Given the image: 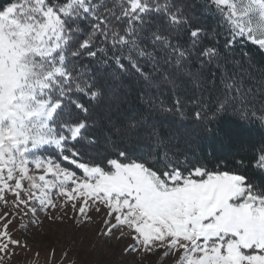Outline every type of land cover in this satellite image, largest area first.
Listing matches in <instances>:
<instances>
[{"label": "snow or ice", "instance_id": "1", "mask_svg": "<svg viewBox=\"0 0 264 264\" xmlns=\"http://www.w3.org/2000/svg\"><path fill=\"white\" fill-rule=\"evenodd\" d=\"M254 50L264 0L0 3V264L42 218L99 223L141 264H264V136L204 158L182 146L186 121L213 134L230 111L264 129ZM118 85L141 108L114 121ZM152 113L175 126L165 134Z\"/></svg>", "mask_w": 264, "mask_h": 264}, {"label": "rangeland", "instance_id": "2", "mask_svg": "<svg viewBox=\"0 0 264 264\" xmlns=\"http://www.w3.org/2000/svg\"><path fill=\"white\" fill-rule=\"evenodd\" d=\"M120 88L123 86L118 85L115 94ZM108 102L112 104L115 99L110 97ZM108 110L110 111V109ZM110 113L112 114V111ZM120 116H113L114 121ZM170 128L165 127L167 132ZM182 132L183 144L185 141L190 143L196 139L193 132L192 134L184 130ZM102 139L104 140V136ZM140 144L142 147L149 146L144 142ZM68 214L71 216L70 210ZM24 223L27 224L28 221L25 220ZM99 227L100 224L96 223L77 229L74 222L67 218L63 222H53L42 218L37 225H32L15 233L13 238L21 239L22 243L26 241L28 248L16 249L17 256L9 261V264H60L61 261L63 264H69V261H74L75 264H141L140 258L135 253L122 255L124 246L130 243L129 240H117L115 237L105 240L98 237L96 230ZM53 249L55 250L54 259L51 255ZM65 251L69 253L67 260H64L62 256ZM37 252L39 253L38 258ZM145 264H151V261H146Z\"/></svg>", "mask_w": 264, "mask_h": 264}, {"label": "trees", "instance_id": "3", "mask_svg": "<svg viewBox=\"0 0 264 264\" xmlns=\"http://www.w3.org/2000/svg\"><path fill=\"white\" fill-rule=\"evenodd\" d=\"M5 2L6 0H0V3ZM202 3L203 0H190L193 10L198 8V6ZM202 22L210 29L215 26L211 19L202 20ZM253 58L256 65L264 63V53L254 50ZM115 95H117V98L115 99V102H112V104L108 102L111 96L105 100V105L110 106L108 109L112 111V116L117 117L118 115H121L118 119H123L125 114H134L136 111L140 110V102L137 99L136 93L132 91L131 86L124 85L123 88H120ZM150 119L153 122H156L157 126L160 127L165 134L167 133V129H165V127L175 126L173 124V117L171 116L166 118L158 113H152ZM185 124L186 127L183 130L189 134H192L193 132V135H196V139L190 143L188 142L184 144L182 141V146L187 147L191 153L199 158L207 157L209 153L213 151H215L218 155H228L229 150L232 147L231 144L226 142L229 137H232L233 139L238 138L239 140L244 141L247 146L251 143H256L258 145L261 136H264V129H261L258 123L249 124L242 121L239 115L233 114L231 111L228 114L223 115L215 124L212 125V127L216 130L213 134H209L204 128L198 127L191 120L186 121ZM240 125H243V128H241ZM98 135L100 136L99 146L103 149L105 146L103 144L104 140L102 139L104 134L98 133ZM141 142L148 144L146 140ZM128 146L136 147V144L133 143ZM140 147H142L141 144ZM92 155H95V153H92ZM221 167H223V165H221ZM259 182V179H257V183Z\"/></svg>", "mask_w": 264, "mask_h": 264}]
</instances>
